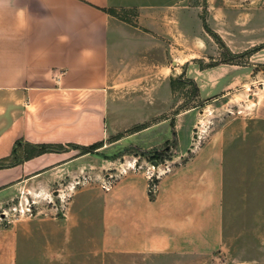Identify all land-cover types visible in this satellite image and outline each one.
I'll return each mask as SVG.
<instances>
[{"label":"crops","instance_id":"1","mask_svg":"<svg viewBox=\"0 0 264 264\" xmlns=\"http://www.w3.org/2000/svg\"><path fill=\"white\" fill-rule=\"evenodd\" d=\"M201 32L192 0H0V160H12L0 168V205L30 184L48 193L84 173L88 158L158 150L175 133L171 170L152 201L143 172L124 174L110 190L107 208L128 252L171 264L225 257L232 243L241 254L250 217L264 237V137L230 127L181 160L192 145L194 111L176 110L170 78ZM16 142L64 148L26 159L12 154ZM94 144L102 146L92 154L72 150ZM66 226L33 235L0 230V264H87L88 250L72 248Z\"/></svg>","mask_w":264,"mask_h":264},{"label":"rangeland","instance_id":"2","mask_svg":"<svg viewBox=\"0 0 264 264\" xmlns=\"http://www.w3.org/2000/svg\"><path fill=\"white\" fill-rule=\"evenodd\" d=\"M192 4L202 26L200 45L196 39L195 50L185 49L184 61L175 67L178 69L170 78L176 110L194 111L192 145L181 160H188L212 138L223 137L224 133L230 132V127L234 133L243 132L244 137H264V0H192ZM118 17L131 18L123 13ZM124 116L127 121L132 117L129 113ZM171 116H174L173 112L169 113ZM170 125L173 126L172 121ZM175 150L173 133V139L158 150L136 154L125 147L98 157L101 163L88 158L82 168L84 173H74L72 179L53 185L48 193L27 185L25 192L14 193L0 205V230L20 227L33 235L36 228L47 230L52 226L53 231L62 232L68 229L65 227L68 222L73 228L72 248L88 250L87 264H171L158 255L128 252L126 241L118 240L122 236L114 227L112 211L108 210L107 204L111 201V188L128 172L144 173L146 195L152 201L161 178L171 170L168 162L170 156L176 155ZM33 153V149L25 148L24 155L19 158H28ZM131 154L136 159L130 164L126 157ZM153 162L158 166L155 167ZM0 164H12V160ZM151 175L156 185L154 191L150 189L148 179ZM250 203L251 216L255 211ZM39 223L44 225L39 227ZM101 225H104L103 230ZM244 226L248 243L243 242L241 254L236 253L237 246L232 243L225 257L216 254L203 264H264L262 226L251 217ZM239 234H233L232 239ZM82 235H87V243L78 241ZM97 250L103 251L104 255L99 252L98 257L93 256ZM184 263L194 264L191 259Z\"/></svg>","mask_w":264,"mask_h":264},{"label":"trees","instance_id":"3","mask_svg":"<svg viewBox=\"0 0 264 264\" xmlns=\"http://www.w3.org/2000/svg\"><path fill=\"white\" fill-rule=\"evenodd\" d=\"M101 146H102L101 144H94L89 147L81 149V151H82V154L92 153L98 148H100ZM25 148H31L34 150V153L30 157L26 158V159H29V158H32L34 156H39L44 153L60 152L61 150H63L64 147L61 145H29V144L23 145L20 142H16L12 150V154L15 155L17 151H23V153H25ZM4 162H6V160H0V163H4ZM3 166L5 165L0 164V168Z\"/></svg>","mask_w":264,"mask_h":264},{"label":"built area","instance_id":"4","mask_svg":"<svg viewBox=\"0 0 264 264\" xmlns=\"http://www.w3.org/2000/svg\"><path fill=\"white\" fill-rule=\"evenodd\" d=\"M152 177H153V175H151V176H148V179L150 180V189L151 190H155V188H156V185H155V183H154V181H153V179H152Z\"/></svg>","mask_w":264,"mask_h":264},{"label":"water","instance_id":"5","mask_svg":"<svg viewBox=\"0 0 264 264\" xmlns=\"http://www.w3.org/2000/svg\"><path fill=\"white\" fill-rule=\"evenodd\" d=\"M153 165L156 167V166H158V164L156 163V162H153Z\"/></svg>","mask_w":264,"mask_h":264}]
</instances>
